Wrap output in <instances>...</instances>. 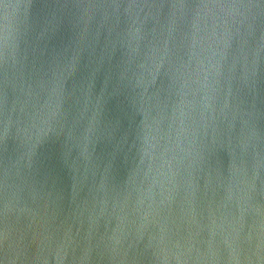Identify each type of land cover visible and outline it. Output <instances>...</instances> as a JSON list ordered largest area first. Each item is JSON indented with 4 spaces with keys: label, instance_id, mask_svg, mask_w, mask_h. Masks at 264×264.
Segmentation results:
<instances>
[{
    "label": "clouds",
    "instance_id": "1",
    "mask_svg": "<svg viewBox=\"0 0 264 264\" xmlns=\"http://www.w3.org/2000/svg\"><path fill=\"white\" fill-rule=\"evenodd\" d=\"M0 7V264H264V0ZM208 176V240L149 220L190 223Z\"/></svg>",
    "mask_w": 264,
    "mask_h": 264
},
{
    "label": "water",
    "instance_id": "2",
    "mask_svg": "<svg viewBox=\"0 0 264 264\" xmlns=\"http://www.w3.org/2000/svg\"><path fill=\"white\" fill-rule=\"evenodd\" d=\"M7 2L12 4L20 5L19 9L16 10V17L19 22L23 23L26 22L28 17L31 14V9L25 7L30 3V0H7ZM3 10L0 7V18H2ZM234 47H239V45H234ZM167 84V76L164 73V69L161 68L159 72L156 74L155 84L154 87L156 89H162ZM201 189H202V196L200 203L197 208V212L195 216L189 217L188 220L190 223L181 222L180 220V207L179 202L173 203L170 208L167 209H154L149 214V220L153 218L154 215L159 216H166L169 219L170 223H174L179 231L180 235H187L190 231L192 233V239L194 241L200 240H208L210 238V233L208 231L209 226L212 224V220L216 219L218 221L221 211L218 210V204L222 199V194L218 191L213 190L214 186V178L211 176L204 177L201 181ZM205 184L208 185V188L205 190ZM130 213V209H126ZM135 216L129 214L128 220H134ZM256 223L255 217H248L246 221V230L254 226ZM121 224V220L115 215H106L99 219L95 223V232L97 235H104L106 233L114 232L118 225ZM88 224L86 222L82 223L79 220L74 218H67L66 219V227L71 228L72 232L75 233L77 230L80 232H84L88 228ZM199 232V235L196 233ZM215 240L218 242L220 237H215ZM201 246V245H198ZM220 247V264H225L224 257H226V252L224 251L225 245L222 243L219 244ZM147 264V262H145Z\"/></svg>",
    "mask_w": 264,
    "mask_h": 264
}]
</instances>
